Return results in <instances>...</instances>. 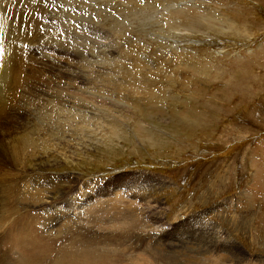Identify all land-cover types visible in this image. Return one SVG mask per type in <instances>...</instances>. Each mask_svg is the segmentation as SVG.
<instances>
[{
	"label": "rangeland",
	"instance_id": "1",
	"mask_svg": "<svg viewBox=\"0 0 264 264\" xmlns=\"http://www.w3.org/2000/svg\"><path fill=\"white\" fill-rule=\"evenodd\" d=\"M108 1H81L80 13L94 11V25L108 37L86 26L78 30L83 56L69 60V77L21 51L19 75L4 106L5 97L0 99V111L8 105L0 117V173L14 186L18 216L48 202L51 221L61 220L42 232L37 225L43 220L45 228L50 212L44 215L45 206L35 215L34 240L51 244L48 252L36 250L43 254L39 264H55L57 249L69 241L80 249L106 248L115 257L111 264H264V0ZM51 2L45 5L50 11ZM23 4L27 0L18 6ZM32 11L35 18L24 13L31 24L26 40L61 46L71 41L69 26L64 39L48 22L50 11ZM38 92L56 95L23 119L19 101L31 96L35 102ZM12 137L21 140L20 163L13 161L17 151L12 157L3 148ZM74 172L79 179L71 185ZM98 174L112 179L99 185ZM41 178L49 182L43 183L45 192ZM85 197L78 220L66 218L61 204L76 208ZM101 202L113 204V220L92 219ZM164 218L172 230L153 223ZM16 222L13 216V232ZM217 223L223 238L209 236L208 226ZM6 225L0 230V264L17 261L7 253Z\"/></svg>",
	"mask_w": 264,
	"mask_h": 264
},
{
	"label": "bare ground",
	"instance_id": "2",
	"mask_svg": "<svg viewBox=\"0 0 264 264\" xmlns=\"http://www.w3.org/2000/svg\"><path fill=\"white\" fill-rule=\"evenodd\" d=\"M18 1L20 2V4H18ZM49 1L50 0H40L41 3H39V5L34 6L35 2H33L32 0L31 1L27 0V4L28 5L26 6V5L23 4L24 8H20L19 6L21 5V0H0L1 13L6 11V9H9L10 14H13L12 24L14 26L12 27L9 36L12 37V38L18 39V40L21 39V40L30 42V41L25 39L26 36H27V33H28V31L30 30V27H31L30 26L31 24H29V21H28L30 19V17H29V19H27V17L24 16V13L28 12V14H31L33 16V18H35V17H34V15L31 12H33L32 10L35 9V8H38L41 11L42 10L46 11L48 13L50 11V9L48 10L49 6H47V8H46L45 5L49 4ZM66 1H67L68 4L76 3L80 7L81 6L80 3L83 0H66ZM193 1H195V0H193ZM68 4L64 3L62 5L63 6V8H62L63 10L56 9L55 7L54 8L51 7L53 10H51L49 13L54 15L52 18H54V19L55 18H59L60 19L62 27H64V28H67L68 26L70 27V29H71L70 32L72 33V35H71L72 36V40L70 42H68L66 44V46H63V47L66 48L67 46H70V47H68V49L70 51L76 53V55L79 54V57H80V56H83V55L81 54V51L79 50L80 45H81V43H80V40H81L80 33L78 32L79 29H83V27L86 26V27H89V28H91L93 30L94 29L98 30L99 32H101L102 38L108 37V33H107V30H103V29L100 28V24H98L97 26L94 25L95 23H97V19L99 18V16L94 11H92L90 9L86 10V9H88V7H86V8L83 7V8H85V12L80 13V10H81L82 7H80V8L78 7V9H77L78 12H76L75 11L76 9L75 10L72 9L74 5H68ZM174 6L176 8H179L180 4H176V5L174 4ZM38 15H39V13H38ZM38 15L36 13V16H38ZM46 16H47V14H45L44 17H46ZM72 21H74V22H79L80 21V22H79V24L75 23V24H78V25L77 26L75 25L76 27L72 28L71 27L73 25ZM46 27H50L48 25V23L46 24ZM9 36H8V34H6L7 42H5L3 40L5 58L3 59V68H2V73L0 75V99L5 97L4 100L1 102L3 106L7 102L6 101V93H4L5 92V88H4L3 84L5 83V87L7 85L8 89L12 85L13 77L15 75H17V74L19 75V72L17 73L18 62L21 64V59H20L19 53L21 51L22 52H26V51L23 50V48L16 47L14 45V40L11 39ZM32 37H33V35H32ZM30 43H32V42H30ZM53 43H55V42H52V44ZM64 43H66V40H64ZM42 44H46V43H42ZM56 44H58V43H56ZM71 45L75 46V48L73 50H71V48H73ZM178 48H179V46H178ZM26 53H28V52H26ZM26 53H24V54H26ZM49 56L52 58V61H54V62L61 61L56 56H53L51 54H49ZM43 65H46V64H43ZM5 66H7V68ZM48 66H50L53 69L57 68V71L60 72V74H63L64 76H66V77L70 76L69 73H64L65 71L60 69L59 66L58 67H56L54 65H48ZM19 70H20V68H19ZM19 78H20V76H19ZM50 78L51 77H48V79H50ZM32 85L35 86V84H32ZM45 87H43V91H45V89H47V86H45ZM27 90L24 91V92H27ZM39 94L41 95V97L39 99H37L35 102L31 101V99H32L31 96H23V98L19 101V103L17 105V108H16L17 114L18 115L21 114L20 116L23 119H26V118H28L31 115V111L41 112L42 109L47 105V103L49 101V96L48 95L49 94L50 95H56V94L46 93V92H38V95ZM7 107H8V105L6 106V108H4V110L2 109L0 111V117L5 113V111L7 110ZM63 110H65V109H63ZM5 133H6V130L3 129L2 135H4ZM20 141H21L20 139H18L16 137H12L11 139L8 140V143H6L7 147L6 146L3 147L4 149H7L9 151V153L11 154L12 157L14 156L15 152L17 151L16 152L17 153L16 154V158H15V160H13V161H15V163L16 162L20 163L19 162V158H18L19 152H21V148L19 146ZM26 146H28V145H26ZM3 152H4V150H3ZM20 161L22 162L21 158H20ZM42 174H44V173H42ZM72 175H73V173H71V176ZM5 176H6V174H5ZM44 177H45V175H44ZM8 178H10V177H8ZM111 179H112V176L103 185L107 184ZM43 180H45V178ZM7 181H6V179H4L2 177V174L0 173V207H1L0 208V210H1L0 211V230H3L5 224L8 225V231H9L10 243L11 244H10L9 247H7L8 248L7 253L11 254V255H14L15 258L17 259V261L14 260L15 261L14 263L11 260L10 261L12 262V264H39L40 261H41V260L39 261V256H42L43 254L41 255L39 252H36V250L37 249L42 250V253L48 252L50 250V248H51V244L48 243V245L46 247L44 242H37V241L34 240L36 238V233H37V231H35V227H36V224H37V223L35 224V220L37 219V216L33 215V212L29 211V210H25V211L20 210L19 216H18L17 208L14 207L13 199L11 200V198H15V196H14V194L10 193L14 186L10 185ZM84 181H85V179L83 178L79 182H84ZM26 183H28V182H26ZM70 183L72 185V184H75L76 182H73L72 179H70ZM45 186L46 185L43 184V183L40 184V187H44L45 188ZM96 189L97 188H95V190ZM95 190L91 191V193H90L91 197L93 195L97 194L98 190H96V191ZM45 191H46V188H45V190L43 192H45ZM8 193H10V195H12V196H10ZM123 195H124V193H123ZM16 199H17V197H16ZM97 201H98V198H95L91 202L92 203H97ZM222 203H224V202L222 201L220 203V205ZM23 205H25V204H23ZM84 206L85 205H82L78 209V211L82 210L84 208ZM14 208H15V210H14ZM11 209H12V212H11ZM13 210H14V212H13ZM24 214L27 215V218H22V216ZM4 215H6L5 218H4ZM13 216H16V218H17L16 225L14 224V229H15L14 232H13V225H12ZM18 222L20 223V225H22V223H23L22 228L21 227L19 228V226H18L19 223ZM233 223L234 222H232L231 225ZM204 241H205V243L207 242V244L213 245V240L211 238H209L208 235H205ZM75 242L74 241H69L68 244H66L65 246L57 249V250L61 251V254H57L56 253L57 258H56V263L55 264H102L101 263V256H100L98 250L97 251L96 250H89L87 247L84 248V249H80L78 246L77 247L75 246V244H76ZM30 246H31V248L28 249V247H30ZM19 249H22L24 252H21ZM16 252H18V253H16ZM5 260H7V259H5Z\"/></svg>",
	"mask_w": 264,
	"mask_h": 264
},
{
	"label": "crops",
	"instance_id": "3",
	"mask_svg": "<svg viewBox=\"0 0 264 264\" xmlns=\"http://www.w3.org/2000/svg\"><path fill=\"white\" fill-rule=\"evenodd\" d=\"M96 206H97V208L95 210H93L92 214H91V217H92V219H94V221H95V217L98 220L99 219H106V221L109 220V219L113 220L114 216L108 215V213H115V207H113V204L111 202H101V203L96 204ZM92 207H93V205H90V208H92ZM100 216L101 217L104 216V217L100 218ZM121 225H125L126 226L127 224L123 223ZM123 228L124 227L121 226L120 230H123ZM114 229H116V228L114 227ZM124 230H127V229H124ZM98 252H99V254L101 256V263L102 264H108V262L111 264V261H114L115 257L110 259V257L107 254L108 250L106 248H100Z\"/></svg>",
	"mask_w": 264,
	"mask_h": 264
},
{
	"label": "built area",
	"instance_id": "4",
	"mask_svg": "<svg viewBox=\"0 0 264 264\" xmlns=\"http://www.w3.org/2000/svg\"><path fill=\"white\" fill-rule=\"evenodd\" d=\"M241 197H242V196H240V195H239V197H237V201H239L238 204L241 203V205H240L239 207H242V205L246 202V201H244V200H243L242 202H240ZM242 198H243V197H242ZM237 201H236V202H237ZM236 202H234V203H236ZM238 204H237V205H238ZM232 208H233V207H232ZM242 208H243V207H242Z\"/></svg>",
	"mask_w": 264,
	"mask_h": 264
}]
</instances>
